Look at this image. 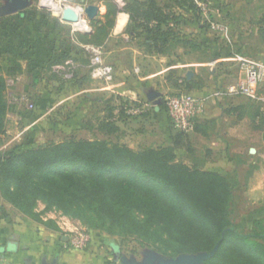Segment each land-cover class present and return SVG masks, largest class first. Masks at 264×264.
<instances>
[{
    "label": "trees",
    "instance_id": "trees-1",
    "mask_svg": "<svg viewBox=\"0 0 264 264\" xmlns=\"http://www.w3.org/2000/svg\"><path fill=\"white\" fill-rule=\"evenodd\" d=\"M120 6L128 15L125 32L145 54L165 55L172 64L178 62L171 60L177 46L199 48L196 39H184L180 35L182 26L189 23L183 18L185 14H190V21L198 17L200 7L193 0L106 2L105 21L95 20L92 32L78 34L79 42L102 46ZM27 10L18 14L26 17ZM30 13L50 15L49 11L37 9ZM13 16L0 17V21L6 17L13 20ZM259 23L258 33L264 41V19ZM197 26L204 25L197 22ZM66 38L70 44L69 30ZM66 47L61 55L63 59L56 57L50 61L45 72L73 54L81 56L82 65L89 64L90 55L83 47ZM225 50L214 52L204 62L229 57L231 50ZM68 51L72 54L68 55ZM225 62L219 61L218 66ZM55 76L51 72L50 77ZM167 78L191 84V79L179 75L178 69L170 70ZM7 88L0 63V138L6 133L10 109ZM26 95L32 107L24 106L20 112L22 117L35 118L53 102L49 98ZM112 100L105 101L104 115L97 117L96 131L103 138L76 139L71 135L36 147L24 150L14 147L1 153V197L16 210L53 230L59 229L55 221L43 220L35 211L39 202L46 210L79 219L93 229L133 237L163 254L209 251L220 242L216 254L203 264H264V218L253 220L249 229L239 228L232 208L235 185L217 171L189 166L177 158L176 149L187 133L179 131L168 144L140 149L108 139L119 131L113 121L117 107ZM129 103L121 100L123 113ZM261 114L257 111L254 117L263 124Z\"/></svg>",
    "mask_w": 264,
    "mask_h": 264
},
{
    "label": "rangeland",
    "instance_id": "rangeland-1",
    "mask_svg": "<svg viewBox=\"0 0 264 264\" xmlns=\"http://www.w3.org/2000/svg\"><path fill=\"white\" fill-rule=\"evenodd\" d=\"M5 1L0 0V6ZM70 1L78 4L87 2L105 6L106 2H113L114 0ZM193 2L197 7H200L198 17L190 21V14H185L186 16L183 18H187L189 23L182 26L180 35L184 39H192L193 41L196 39L200 46L198 49L177 46L171 56V60H178V62L186 64L185 68L182 69V76H185L184 69L192 70L193 72L194 69L196 70V77H191L190 85L183 81L177 82L173 78L168 79L167 73L164 76H157L147 81L139 80L138 77L143 72L141 66L137 63L138 70L135 72L132 63L128 61L131 47L134 44L125 32L126 25L121 31L114 32L119 19L118 16L126 18L127 15V12L120 6L114 16V24L107 40L112 38L108 42L106 40L102 45L103 59L113 69V80L110 84L105 83L103 80L93 79L88 74V76L84 75L83 85L74 82V84L72 83L69 86L68 82H63L62 72H56L54 78L45 75L40 81L42 87L47 90L49 97L52 95V100L55 103H61L52 110L48 109L39 113L32 123L31 120L33 118L30 116L22 117L20 112L23 109V102L16 99L19 94L27 93H16L20 74L5 75L8 80L7 83L12 80L13 84L8 85L7 88L10 109L7 114L6 133L0 138V154L14 147L17 150H24L44 144L50 140L59 141L71 135L76 137V139L105 137L102 133L96 131V118L101 110L104 112L103 109L107 106L105 101L110 98L113 99V104L118 109L117 113L121 111V100L129 101L130 103L136 101L145 106L143 112L139 115H127L125 119L119 118V131L114 136H108V139L119 140L134 149L172 142L173 136L179 133V130L174 127L168 116L167 99L171 95L179 93V91L194 95L209 94L214 86L209 74V70L213 69L214 65L206 62L204 65L196 66L194 61L203 62L207 57L213 55L214 52H225V49H230V59L225 62L232 67V73L228 79L230 84L239 78L236 57L231 56L264 62V41L258 33L259 20L264 19V0H193ZM62 3L58 0H52L51 4L47 3L46 5L54 11H58ZM30 7L31 12L33 9L48 12L47 8L39 6V0H31ZM41 15L47 20L45 30L50 34L45 44H47L50 52H54L55 57L63 59L61 55H63L65 50L63 48L66 46L76 45L83 47L78 40V34H75V36L71 35V43H67V30H69V34L71 33L68 25L59 26L56 20L51 19L49 15ZM102 21H105V17H102ZM197 22L204 25L202 26L203 28L197 26ZM51 30H57L58 32L54 35ZM1 35L0 32V59L3 53L8 51L6 50L7 47L5 48V43L1 42L3 40ZM115 44H120L124 49L121 52L114 51L109 53ZM82 49L85 50L84 47ZM68 53V55L72 54L71 51H68ZM115 61L119 62L117 63L118 67L113 64ZM62 63L67 64L66 59ZM68 66L70 67L71 65ZM84 71H79V73ZM120 82H122L120 86H114L110 90L105 89L99 92L98 97L102 98L100 105L85 102L83 93L80 92L83 87L104 88ZM149 88H154L161 93L162 102L158 108H154L156 105L154 106L146 99V90ZM132 90L136 91L138 96H134L131 92ZM68 94H74L75 96L67 100L69 102L62 101ZM132 94L134 99L130 98ZM263 94L264 88L259 89V95ZM236 100L246 104L247 107L244 139L246 147H256L258 152H264V121L261 128L256 130L255 123L251 118L253 114L260 110L264 120V101L249 97H237ZM208 103L209 101L204 103L203 111ZM17 110L20 112H17ZM103 112L102 114L104 115ZM257 122L259 124L261 119H257ZM197 143V136L193 129L187 133L186 137L182 139V145L176 149L177 158L189 166L196 165L197 161L204 162L200 164L201 166H207L206 155L200 153L198 155ZM245 157L247 162L242 168L243 172L241 171L238 174L239 178L237 175H233L231 169L228 171L227 169L224 170L228 181L235 185L232 205L233 216L235 223L241 229L250 227L251 221L246 220V216L254 213L258 207L252 201L246 200L245 192L249 189H247L248 187H246L244 182H247V184L248 182L252 183L261 174L259 170L256 171L257 173L253 170L255 163L259 165V155L250 156L246 153ZM35 211L40 214V218L43 220H54L59 229L53 230L26 216L7 203L0 194V264H122L119 257L114 259V250H118L120 255H125L137 261H141L149 251H153L164 258L177 256L163 254L152 246L142 245L138 242L139 240L133 237H122L114 233L90 228L81 223L79 219H71L55 210H46L41 202L37 204ZM81 229H86L91 234L92 244L82 250H76L64 242L63 234ZM9 243H13L14 247H8Z\"/></svg>",
    "mask_w": 264,
    "mask_h": 264
},
{
    "label": "crops",
    "instance_id": "crops-1",
    "mask_svg": "<svg viewBox=\"0 0 264 264\" xmlns=\"http://www.w3.org/2000/svg\"><path fill=\"white\" fill-rule=\"evenodd\" d=\"M99 9L100 10L96 18L89 21L92 30V23L95 20L102 19L103 16L101 15L106 12V7L104 5L102 6L100 4ZM30 10L31 7H29V9L27 10L28 14L26 17H22V15L20 16L18 13H16L13 16V20L9 17H6L4 20L0 21V32L3 38L1 42L5 43V48L7 47L6 50H8L1 56V63H3L2 65L4 76L6 74H20V78L16 86V93L19 94L20 92H27L36 98L42 97L52 99V95H50L49 97L47 90L42 87L40 81H42L43 76H50L51 72L56 73L58 71L62 72L64 78L63 82H68L69 86L72 83L74 84V82H77L79 85H83L84 80L80 78L84 75L88 76L89 64L82 65L79 62L81 59V56L79 54H73L72 56L66 58L67 64L62 63L59 65H52L51 70L45 72L48 63L50 61H53L56 57L53 54L54 52H50L48 50L47 44H45L47 42V37L50 36V34H48V32L45 30L47 20L42 17L41 14L31 15ZM39 15L41 16L39 17ZM49 16L51 17V19L57 20L62 25H68V28H70L71 32L70 36H75V34H85L78 30L74 31L71 23L60 20V18L55 17L52 12H50ZM127 20L128 15H126L125 21L122 25L118 19L114 32L116 33L121 31L122 28L126 25ZM51 31L54 35H56L58 32L57 30ZM109 40H107V42ZM122 49L124 48L121 47L120 44H115L109 53H113L114 51L121 52ZM233 54L235 53L233 52ZM128 57V61L132 63L133 70H135V72H137L138 70L137 63H139V65L141 66L143 72H141L140 77H138L140 81H147L161 75L164 76L166 73L168 74L172 69H178V74L181 75L182 69L186 66V64H183L182 62L169 64V58L167 56L161 54H153V56L145 54L134 45L131 47V51ZM228 59H230V57H224L218 60L207 62V64L214 65L213 69L209 70L210 78H212L214 86L209 94L198 95L204 97L205 102L209 101V103L206 104L204 111L196 118L194 128V132L197 136L198 141V143L196 144L198 155L199 153L206 155L207 166H201L200 164L204 163L202 161H197L196 166L201 169L217 171L224 176V170L227 169L228 171L229 169H231L233 175L238 176V174H240V172L242 171L243 166L247 162L245 157L246 153L250 156L259 155V165L255 163L253 170L255 173H257L256 171L259 170L261 174H259L256 178L254 175L255 180H253L252 183L248 182L247 184V182H244V184H246V187H248L247 189H249L245 192L246 200L252 201L253 204L258 206L254 213L246 216V220L251 221L250 227H247L249 229L252 226L253 220L264 218V152H258V149L254 147L256 151L255 153L251 154L249 152V148L251 146L246 147V144L244 142L246 133L245 120L247 119V107L246 104L236 99L237 97L246 96L230 95L224 93L226 87L230 85L228 79L232 73V67L230 65L228 66L226 63L218 66V62L226 61ZM117 63L119 62L115 61L113 64L118 67ZM204 64H206V62L204 61H194V65L196 66ZM68 65H71L70 67H72V69H70ZM82 70L85 71L79 73V71ZM184 70L186 77V72L188 71V69ZM67 73L71 74V77H65V74ZM74 74L76 78H74ZM196 74V70L194 69L192 77L194 76L195 78ZM121 84L122 82L112 84L104 88H97L94 86L91 88L83 87L80 92L83 93L85 102L96 103L100 105L102 103V98L98 97L99 92L105 89L110 90L114 86H120ZM131 92L134 94V96H138V93L136 91L132 90ZM133 94L130 95L131 99H134ZM74 96V94H68V96L65 97L62 101L70 100L71 98H74ZM60 103L61 102L55 103V101L53 100L52 104H50L46 108V110H44V112L48 109H54ZM117 110V108L114 109L113 113L115 116L113 121H115V124L120 128L118 122L119 118L125 119V117H127V114L125 110L124 113L122 111H119L120 113H117ZM17 112L20 111L17 110ZM102 112V110L99 112L98 117H102ZM251 118L255 123V129H260L262 121L258 124L257 119L259 118L254 117V114ZM34 119L36 118H33V120H31L32 123L35 121Z\"/></svg>",
    "mask_w": 264,
    "mask_h": 264
},
{
    "label": "built area",
    "instance_id": "built-area-1",
    "mask_svg": "<svg viewBox=\"0 0 264 264\" xmlns=\"http://www.w3.org/2000/svg\"><path fill=\"white\" fill-rule=\"evenodd\" d=\"M57 1V0H55ZM63 2L60 5L58 12L63 13L67 7H72L79 11L82 15V20L85 22L86 27L81 28L76 26L80 23H71L74 31L78 30L83 33H90L92 27L89 21H87L84 8L90 3H73L70 0H58ZM48 0H39V6L47 8L48 11L53 12L46 4ZM60 4V3H59ZM60 20H62L60 18ZM219 28V27H217ZM86 51L90 54L89 60V74L93 79L103 80L105 83L110 84L113 80V69L103 59L102 46H95L92 44H82ZM236 64L239 69V78L234 83H231L226 87L224 93L230 95H242L251 99H260L264 101V94L259 95V89L264 88V62H257L243 57H236ZM8 81V80H7ZM13 84V81H9L7 85ZM15 98V97H14ZM17 100H21L23 105L27 108L32 107V103L26 94H19L16 97ZM205 98L180 92L171 95L167 101V113L174 125V127L184 133H188L194 129L196 118L203 112V105ZM144 104L134 102L133 104L125 107L127 115H139L144 110ZM65 243L76 250H82L88 245L92 244V236L86 229L71 231L63 234Z\"/></svg>",
    "mask_w": 264,
    "mask_h": 264
},
{
    "label": "water",
    "instance_id": "water-1",
    "mask_svg": "<svg viewBox=\"0 0 264 264\" xmlns=\"http://www.w3.org/2000/svg\"><path fill=\"white\" fill-rule=\"evenodd\" d=\"M31 6V0H6L3 5L0 6V17L23 13ZM87 21H91L96 18L99 13L98 4H88L84 9ZM52 14L55 17H59L62 21L67 23H78L82 20V15L79 11L72 7H67L63 13L58 11H53ZM193 72L188 70L186 72V78L190 79ZM65 77H71V74H65ZM146 99L153 105H159L162 102L161 93L154 88H149L146 90ZM256 149L254 147L249 148L251 154L255 153ZM220 242L210 249L209 251H200L196 253H180L176 257L164 258L153 251H149L145 254L141 261H137L132 258H128L125 255H120L118 250H114V259L118 257L122 264H203L204 261L212 258L219 247Z\"/></svg>",
    "mask_w": 264,
    "mask_h": 264
},
{
    "label": "bare ground",
    "instance_id": "bare-ground-1",
    "mask_svg": "<svg viewBox=\"0 0 264 264\" xmlns=\"http://www.w3.org/2000/svg\"><path fill=\"white\" fill-rule=\"evenodd\" d=\"M51 1L52 0H48V4H51ZM59 8H60V6H59ZM118 17H119V21L123 25V23L125 21V17H120V16H118ZM76 26L81 27V28H84V27H86V24H85V22L81 21L80 23L76 24Z\"/></svg>",
    "mask_w": 264,
    "mask_h": 264
},
{
    "label": "flooded vegetation",
    "instance_id": "flooded-vegetation-1",
    "mask_svg": "<svg viewBox=\"0 0 264 264\" xmlns=\"http://www.w3.org/2000/svg\"><path fill=\"white\" fill-rule=\"evenodd\" d=\"M8 245H9L8 247H10V248L14 247L13 243H9Z\"/></svg>",
    "mask_w": 264,
    "mask_h": 264
}]
</instances>
